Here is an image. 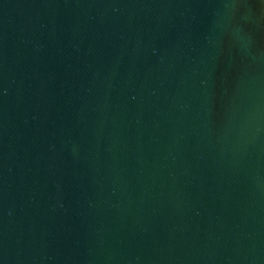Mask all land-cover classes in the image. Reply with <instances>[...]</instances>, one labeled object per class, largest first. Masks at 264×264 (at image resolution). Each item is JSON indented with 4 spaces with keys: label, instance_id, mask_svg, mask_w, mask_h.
Masks as SVG:
<instances>
[{
    "label": "water",
    "instance_id": "1",
    "mask_svg": "<svg viewBox=\"0 0 264 264\" xmlns=\"http://www.w3.org/2000/svg\"><path fill=\"white\" fill-rule=\"evenodd\" d=\"M0 264H264V0H0Z\"/></svg>",
    "mask_w": 264,
    "mask_h": 264
}]
</instances>
